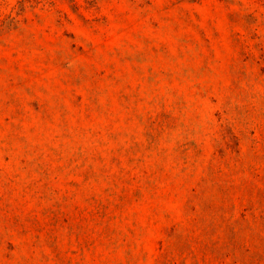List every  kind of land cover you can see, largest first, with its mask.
Segmentation results:
<instances>
[{"label": "rangeland", "instance_id": "rangeland-1", "mask_svg": "<svg viewBox=\"0 0 264 264\" xmlns=\"http://www.w3.org/2000/svg\"><path fill=\"white\" fill-rule=\"evenodd\" d=\"M0 264H264V0H0Z\"/></svg>", "mask_w": 264, "mask_h": 264}]
</instances>
